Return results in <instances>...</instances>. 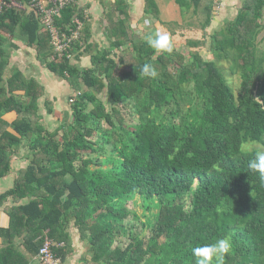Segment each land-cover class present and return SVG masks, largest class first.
Returning <instances> with one entry per match:
<instances>
[{
  "label": "trees",
  "instance_id": "trees-1",
  "mask_svg": "<svg viewBox=\"0 0 264 264\" xmlns=\"http://www.w3.org/2000/svg\"><path fill=\"white\" fill-rule=\"evenodd\" d=\"M145 1V14L161 21L156 0ZM117 2L109 46L84 68L68 56L51 60L49 30L33 10L7 7L0 14V122L5 112L17 113L1 129L0 178L11 170L15 146L26 140L32 152L14 186L0 195V204L10 195L30 199L12 210V228L24 220L32 226L25 244L35 255L46 235L65 242L54 248L62 261L71 253L67 229L74 221L98 264H196L193 247L224 237L232 242L225 264H264V182L247 168L257 151L243 149L248 141L264 144V46L258 40L264 0H244L236 17L210 35L211 59L175 46L171 53L156 52L132 28L129 4ZM177 2L185 12L202 0ZM213 6L210 0L204 7L205 28ZM83 15L72 4L57 19L62 30L77 18L84 23L73 55L92 46ZM17 31L49 70L75 89L80 80L88 88L71 104L73 119L62 135V128L50 131L40 123L43 88L35 79L20 72L8 79H22L25 99L7 84L4 48ZM220 60L240 76L238 92ZM146 63L155 77L140 74ZM104 89L109 104L99 97ZM138 195L145 211L157 210L154 221L143 222L151 231L144 236L133 222L138 213L129 208Z\"/></svg>",
  "mask_w": 264,
  "mask_h": 264
},
{
  "label": "crops",
  "instance_id": "crops-1",
  "mask_svg": "<svg viewBox=\"0 0 264 264\" xmlns=\"http://www.w3.org/2000/svg\"><path fill=\"white\" fill-rule=\"evenodd\" d=\"M116 1L118 0H79V5L84 9L83 20H87L91 28L90 42L92 43V45H94L95 43V40H93L94 36H96L97 33L103 32L104 30L108 31V35L111 22L118 18L120 11L116 6ZM125 1L130 6V21L132 28L136 33H140L141 31L138 28L139 22L144 18L150 17L145 14L146 1ZM209 1L210 0H202L200 7L204 8ZM212 1L214 4L212 12L213 16L216 13H219V15H221L222 19L224 20L229 19V15L231 12L237 15L238 9L242 7L244 3V0ZM156 2L160 9V18L163 21L167 20V16L168 19H174V17H170L171 13L173 16L177 15V17L182 16V14L187 16L190 12H198L200 8L199 7L197 10L190 9L189 11L187 10L185 12H182L179 7L180 4L177 2V0H156ZM103 33H105L106 35V32ZM96 45L97 42L95 43V46ZM108 46H104L102 48L101 46H96L94 48V51L91 52L90 48H92V46L85 48V45H83L84 49L81 50L82 47L78 49V51H76L74 56L71 58L72 62L84 68L85 66L80 64L82 56H84L86 53H89L90 61L92 63V56L96 54L98 50L106 48ZM4 49L8 52L6 56L8 59V63L5 71V79L10 80L12 79V77L16 76L18 72H20L22 73V78H33L43 88L42 95L39 98L38 118L40 120V123L44 127H46V129L49 130L50 128L45 124L47 110L44 106H48V104L52 102H58V104H62L63 102V115L66 116L68 114H71V106H69V103L67 101L75 92V88L72 86L68 78L64 76L57 75L56 73L55 78H53V76H49L47 72V70H49L48 67L38 58L36 48L28 43L26 35L17 31L7 41ZM88 67H90V65ZM49 71L52 72L51 70ZM17 79L12 80L10 83L8 80L7 84L9 85L10 89H15V94L19 95V98L25 99L26 96L23 92L22 79L19 78L18 81ZM68 95V100H66L65 98ZM48 110L52 112L53 110H55V107L50 106ZM31 115L34 117V114ZM64 116L59 117L58 125L55 130L57 128L64 129L63 126L67 122ZM2 117L4 121L0 122V136L1 129L6 126L5 122H12L17 117V113L11 110L5 112ZM7 128L10 131L16 133V131L12 127L7 126L5 129ZM31 157L32 152L30 151L26 140H24L21 145L15 146L13 148L11 157V170L6 175L0 178V195L14 186L16 177L24 168L28 166ZM29 200V197L22 198L10 195L5 199V201L0 204V264H39L37 255L33 254L30 251L29 247L25 244L32 226L29 227L25 225L24 220L22 224H15V226L12 228V217L10 215L12 210H16L15 207L21 204H25L29 202ZM9 227L12 228L10 231H8ZM67 230L71 236V253H69L66 260H64L62 264H88V262L92 259V255L84 254L85 249H90L86 246V241L81 239L79 227L75 224L74 221H72L70 225H68Z\"/></svg>",
  "mask_w": 264,
  "mask_h": 264
},
{
  "label": "rangeland",
  "instance_id": "rangeland-1",
  "mask_svg": "<svg viewBox=\"0 0 264 264\" xmlns=\"http://www.w3.org/2000/svg\"><path fill=\"white\" fill-rule=\"evenodd\" d=\"M108 1H110V0H108ZM116 3H117L116 6H118L119 2L116 1ZM179 7L182 10L181 6H179ZM192 11H194V10H192ZM190 13L187 16L182 14V16H178V17H177V15L173 16L171 13L170 17H174V19H168V16L167 17L165 16L167 20H164V21L163 20H161V21L157 20L156 21L155 19H152V18L150 19V17L144 18L138 24L139 25L138 28L141 32L137 33V34L143 35L145 37V35L152 33L156 30H161V31L167 32L170 35V38H171L175 48L178 49L179 51H181V52H183L189 56L190 51H197L198 50L206 58L211 59V58H213V54H212L211 49H210V43H211L210 35L215 30L226 26L227 22H228L227 20L233 19L236 16V14L231 12L229 15V19L224 20V19H222V16L219 15V13H216L213 16V21H212L211 26L209 25L205 28L203 26V22L207 18L205 9L203 7L202 8L200 7L198 12L196 11L194 13H192V12H190ZM103 32H106V35ZM103 32L97 33V35L94 36V38H93V40H95V43L97 42L96 46H101V48L109 45V36H108L109 34L107 35L108 31L104 30ZM198 40L201 42L199 45L191 43L192 41H198ZM258 40L260 41V46H264V28L262 29L261 33L259 34ZM95 43H94V45H92L93 49L90 48L91 52H93L94 48L96 47ZM80 44H81V42H80ZM81 47H78V49L81 48V50H83L84 47L83 46H81ZM122 50L120 52H125ZM80 64L84 65L85 67L92 65V63L90 61V54L89 53H86L84 56H82ZM218 64L220 65V67H222L224 69V72L228 76L229 82L233 86L235 92H238L240 85H241L240 76L239 75H233L231 73V71L229 69V67H230L229 61L220 60V61H218ZM47 72H48L49 76H53V78L56 77L55 73L50 72L49 70H47ZM80 84L81 85H80L79 90L75 89V92L80 91V93L82 94L88 88L83 84L82 80H80ZM99 95H100L99 97L102 100H104L107 104H109V97H108V93H107L106 89H104ZM68 97H69V95L65 99L68 100ZM77 98L78 97H76V100H77ZM67 102L69 103V106H71V104L74 103V102H70V100H68ZM50 106H54L55 110L50 112L48 110V108ZM44 107L47 110L45 124L47 127L52 129V130L49 129L50 131H54L58 125L59 117L64 116L63 115L64 114V104H63V102H62V104H58V102H52V103L48 104V106L46 105ZM64 117L66 118L67 122L71 121L73 119L72 114H68ZM127 117L131 120L133 118L132 113L129 110L127 111ZM65 130H66V128L61 129L60 135H62ZM243 149L244 150H256L257 152L258 151H264V144H261V142H259V141H248L244 144ZM91 167L95 168L96 166L91 165ZM196 184L197 183H195V185ZM129 208H131L132 210H135L139 215L138 218H135V220H133V222L136 223L137 230L140 231L142 236H144L146 234L148 235L151 231L147 225H143V222L147 223L149 221V218L154 221L155 212L157 210L153 209V211H151V212L145 211V207L143 205V199L140 195H138L135 198V200H133V202H129ZM86 246L89 247V241L88 242L86 241ZM84 252H85L84 254L93 255V253L88 249H85ZM89 263L90 264H98V263H95L93 261L91 262V260L89 261Z\"/></svg>",
  "mask_w": 264,
  "mask_h": 264
},
{
  "label": "built area",
  "instance_id": "built-area-1",
  "mask_svg": "<svg viewBox=\"0 0 264 264\" xmlns=\"http://www.w3.org/2000/svg\"><path fill=\"white\" fill-rule=\"evenodd\" d=\"M72 4H79V0H0V14L7 7L33 10L43 26L49 30L54 51L51 60L61 59L64 56L72 58L74 55L71 49L78 41L81 42L84 23L77 18L74 21L75 25L68 26L66 30H62L57 24L63 9ZM80 94V91L74 92L69 99L70 102H74ZM64 245L65 242L56 241L46 235L37 253L39 264H62V258L54 248Z\"/></svg>",
  "mask_w": 264,
  "mask_h": 264
},
{
  "label": "clouds",
  "instance_id": "clouds-1",
  "mask_svg": "<svg viewBox=\"0 0 264 264\" xmlns=\"http://www.w3.org/2000/svg\"><path fill=\"white\" fill-rule=\"evenodd\" d=\"M146 44L156 52L171 53L174 44L167 32L156 30L145 35ZM140 74L145 77H155L157 72L151 64H144ZM249 172L258 173L259 178L264 182V151L256 152L248 161ZM232 249V242L229 237L217 238L213 242L197 244L192 248V254L196 258V264H225V260Z\"/></svg>",
  "mask_w": 264,
  "mask_h": 264
}]
</instances>
